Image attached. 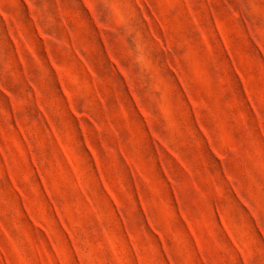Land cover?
<instances>
[{
    "label": "rangeland",
    "instance_id": "rangeland-1",
    "mask_svg": "<svg viewBox=\"0 0 264 264\" xmlns=\"http://www.w3.org/2000/svg\"><path fill=\"white\" fill-rule=\"evenodd\" d=\"M0 264H264V0H0Z\"/></svg>",
    "mask_w": 264,
    "mask_h": 264
}]
</instances>
